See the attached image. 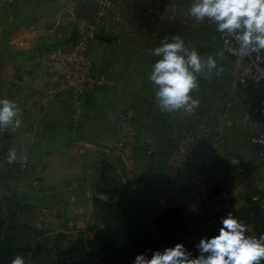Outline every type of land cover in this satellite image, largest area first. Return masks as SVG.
<instances>
[{
  "label": "crops",
  "instance_id": "obj_1",
  "mask_svg": "<svg viewBox=\"0 0 264 264\" xmlns=\"http://www.w3.org/2000/svg\"><path fill=\"white\" fill-rule=\"evenodd\" d=\"M103 4L0 0V98L16 101L21 109L18 126H0V148H7L8 155L14 150L17 158L24 151L29 110L46 76V53L73 42ZM191 5L192 0H135L134 6L121 2V21L104 19L89 58L91 69L107 81L79 103L63 93L46 108L38 143L24 151L28 171L14 181L0 178V214L6 226L23 218L29 207L47 215V222L41 220L47 227L53 223L60 231L80 232L91 225L97 230L110 214L95 202L96 196L122 204L131 228L141 236L165 237L166 228L155 220L172 207L198 214L206 201L228 214L252 198L264 209V148L251 140L259 132L263 101L248 88L230 105L232 71L239 62H230L220 75L216 66L196 73L198 85L190 95L199 103L192 110L162 108L156 95L159 86L149 78L158 59L153 50L174 36L205 60L212 56L220 62L218 27L194 18ZM129 108L139 113L138 139L124 151L115 150L118 115ZM185 137L194 142L192 167L204 168L213 153L220 170L203 172L197 182L172 168L169 158ZM226 178L224 192L212 194ZM98 187L111 192L98 193ZM250 235L259 236L254 230Z\"/></svg>",
  "mask_w": 264,
  "mask_h": 264
},
{
  "label": "clouds",
  "instance_id": "obj_2",
  "mask_svg": "<svg viewBox=\"0 0 264 264\" xmlns=\"http://www.w3.org/2000/svg\"><path fill=\"white\" fill-rule=\"evenodd\" d=\"M190 14L197 20H214L221 32L233 33L242 55L264 50V0H193ZM153 51L158 59L149 78L159 86L156 95L160 106L168 110L181 107L192 110L199 103L190 95V90L198 85L196 73L205 66L213 69L215 58L209 56L205 60L197 50L186 48L179 36L166 38ZM20 111L16 101L0 98V126L9 123L18 126ZM16 155L11 151L9 161ZM194 248L196 251L179 240L163 248L136 253L132 264H264V234H248L247 225L231 212L222 217L214 234L201 236ZM11 264L27 261L17 254Z\"/></svg>",
  "mask_w": 264,
  "mask_h": 264
},
{
  "label": "built area",
  "instance_id": "obj_3",
  "mask_svg": "<svg viewBox=\"0 0 264 264\" xmlns=\"http://www.w3.org/2000/svg\"><path fill=\"white\" fill-rule=\"evenodd\" d=\"M121 2L128 6H134L135 0H104L103 6L97 12L93 22L81 27L73 42L48 51L45 55L46 76L37 88L36 99L29 110L30 125L27 139V149L38 143L42 125L46 115V108L63 93H70L76 102H81L85 94L96 87L104 85L106 76L93 71L90 67V49L92 41L98 36L99 28L104 19L109 23L121 21L124 15ZM193 3V0H192ZM170 10V6H166ZM209 25L217 26V22L204 19ZM218 27V26H217ZM219 30V29H218ZM220 44V62L216 64L218 74H222L229 67L230 62H239L240 66L232 71L229 90L230 105L235 96L241 91H246L250 86H264V51H252L242 55L238 51L240 45L235 35L227 30L218 31ZM261 120L259 132L251 140L264 148V101L259 109ZM139 113L133 109H125L120 112L116 124L117 140L113 149L124 151L133 146L138 139ZM194 151V142L191 137H185L176 151L170 156L169 162L172 168L183 170L192 179L199 182L203 172L210 173L220 170L217 158L213 153L207 158L204 168L192 167L190 157ZM264 158V152H262ZM223 174L225 172L220 171ZM206 177V175H205Z\"/></svg>",
  "mask_w": 264,
  "mask_h": 264
},
{
  "label": "rangeland",
  "instance_id": "obj_4",
  "mask_svg": "<svg viewBox=\"0 0 264 264\" xmlns=\"http://www.w3.org/2000/svg\"><path fill=\"white\" fill-rule=\"evenodd\" d=\"M26 142L24 151L27 148ZM24 151L16 159L9 161L7 148H0V178L5 177L6 181H14V178L19 179L28 171ZM247 206L248 203L241 207H233L226 213L231 212L245 224L247 223L246 219L255 214L254 211L247 210ZM223 210L219 209L216 212L224 216L227 215ZM25 214L23 218L14 221L9 226H6L5 220L0 214V253L6 252V250L10 253L15 252V255L4 264H11V260L17 254L23 255L27 264H132L136 253L142 248L141 245L146 250L152 249L157 240L161 238L148 234L140 236L142 238L140 240H130L122 230L120 231L119 217L116 212L109 211L110 216H106V219H103L97 228L95 227L97 230H92L94 228L90 225L86 230L80 232L75 230L60 231L62 229L53 223L47 227L46 223L44 225L41 222L44 217L46 222L48 221L47 215H42L41 211L31 210L29 207ZM49 219L51 220L52 216ZM248 224L249 230L257 231V224L254 222ZM102 235H105L106 242L113 248L118 250L129 248L131 253L122 256L123 254H117L114 249L105 247L101 239ZM81 244L85 245L89 252H93L86 255L88 262H84L82 256L78 254ZM119 256H121V260L118 259Z\"/></svg>",
  "mask_w": 264,
  "mask_h": 264
},
{
  "label": "trees",
  "instance_id": "obj_5",
  "mask_svg": "<svg viewBox=\"0 0 264 264\" xmlns=\"http://www.w3.org/2000/svg\"><path fill=\"white\" fill-rule=\"evenodd\" d=\"M254 87L255 86H250L248 92L250 91V93L256 96L258 95L259 99L264 101V86L260 88L257 87L258 89H255ZM259 117H261L260 113H258V118ZM102 180L107 179L103 178L102 176ZM228 183V178L218 182L217 186L212 191V194H220L224 192ZM97 191L98 193L106 194H110L111 192V190L106 187H98ZM95 202L98 205H103L106 210L117 213L119 217L120 231L122 230L130 240L135 241L142 239L140 238L141 235L135 233L131 228L129 217H127L125 207L122 204L107 203L97 196L95 197ZM246 209L255 212V214L252 215L249 219H246L247 223L245 224L247 225V233L250 234L248 223L254 222V224H257L256 228L258 235L260 236L261 234H264V209L260 205V202L249 198L248 206L246 207ZM222 217L223 215L217 213L216 210L206 201L204 202L202 211L198 214H187L186 210L182 207L169 208L166 211L162 212L155 220V224L164 226L166 228V236L161 237L157 240L155 248H163L164 246L174 244L176 241H179L181 239H186L189 247H193L194 251H196L194 246L199 241L200 237L204 235L214 234L221 224ZM101 239L105 247L114 249L117 254H123L122 256H125L126 254L131 253L129 248H123L119 250L117 248H113L112 245H109L106 242L107 239L105 235H102ZM141 247L142 248H140L139 252L146 251V249L143 248V245H141ZM89 253L91 252H89L88 248H86L85 245L83 246L81 244L78 249V254L82 256L84 262H88V258L86 255H88ZM14 255L15 252L10 253L8 250H6V252H1L0 264L8 262L10 257H13ZM118 259L121 260V256H119ZM262 261H264V258H262Z\"/></svg>",
  "mask_w": 264,
  "mask_h": 264
},
{
  "label": "water",
  "instance_id": "obj_6",
  "mask_svg": "<svg viewBox=\"0 0 264 264\" xmlns=\"http://www.w3.org/2000/svg\"><path fill=\"white\" fill-rule=\"evenodd\" d=\"M46 1H50V2H53L54 0H46ZM159 1H164V0H159Z\"/></svg>",
  "mask_w": 264,
  "mask_h": 264
}]
</instances>
